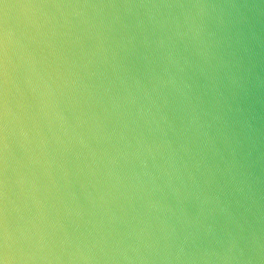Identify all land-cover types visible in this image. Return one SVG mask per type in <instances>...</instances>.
<instances>
[{"label":"clouds","instance_id":"clouds-1","mask_svg":"<svg viewBox=\"0 0 264 264\" xmlns=\"http://www.w3.org/2000/svg\"><path fill=\"white\" fill-rule=\"evenodd\" d=\"M0 264H264V0H0Z\"/></svg>","mask_w":264,"mask_h":264}]
</instances>
